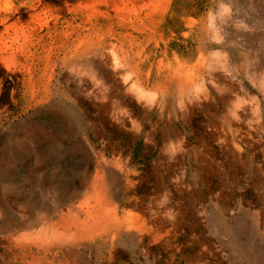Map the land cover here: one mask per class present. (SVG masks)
I'll list each match as a JSON object with an SVG mask.
<instances>
[{"label":"rangeland","instance_id":"rangeland-1","mask_svg":"<svg viewBox=\"0 0 264 264\" xmlns=\"http://www.w3.org/2000/svg\"><path fill=\"white\" fill-rule=\"evenodd\" d=\"M76 1H0V264H264V0Z\"/></svg>","mask_w":264,"mask_h":264},{"label":"bare ground","instance_id":"bare-ground-1","mask_svg":"<svg viewBox=\"0 0 264 264\" xmlns=\"http://www.w3.org/2000/svg\"><path fill=\"white\" fill-rule=\"evenodd\" d=\"M0 1L2 4L9 3V0H3V2L2 0ZM25 1L26 0H21L22 3H24ZM85 2L87 1L78 0L72 5H67V11H68V15L70 16V19H66V18L63 19V21L61 22L63 26L60 27V30H57L58 27L56 24L58 21L57 22L55 21V24L51 28L47 29V32H46L47 37L55 39L57 41V44H56L57 49L62 48V47H68L66 48L68 51L70 47L73 49V53L77 51H83V50L86 51V48L91 47L90 43L92 41V38H99L98 29L94 28V26L96 25V21L98 19V14L100 11L94 9L93 7L89 6L88 3H85ZM105 14L106 13H104V15ZM108 53L111 56V61L112 60L115 61L117 59L115 53L112 50H109ZM84 67L89 72V75L95 78L102 79V69H101L102 67L99 65V63H96L94 61H89L85 63ZM100 197L101 196H99L98 198ZM63 203H66V202H64L63 200ZM105 205L107 206V212H108V214L106 215V218L104 214H99L98 212L99 210H97V208H95L92 205L87 204L86 210L88 211L89 209L93 211L95 213V216H97L96 226L98 225L100 228H103L105 227L107 220H108L110 222L112 221L115 227H118L119 220L117 218L116 207L111 206L112 204H110L109 202L106 203ZM84 206H85V203H83L82 207ZM125 222H128L130 226L133 223L132 217L129 216L128 218H126ZM94 223L95 222H93L91 225H93Z\"/></svg>","mask_w":264,"mask_h":264}]
</instances>
